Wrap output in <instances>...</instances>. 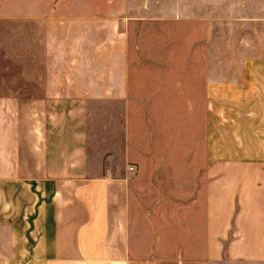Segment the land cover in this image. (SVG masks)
Returning <instances> with one entry per match:
<instances>
[{
	"label": "crops",
	"instance_id": "obj_1",
	"mask_svg": "<svg viewBox=\"0 0 264 264\" xmlns=\"http://www.w3.org/2000/svg\"><path fill=\"white\" fill-rule=\"evenodd\" d=\"M67 1L0 0V264H264V154L211 155L201 187L149 201L125 164L123 17ZM243 66L226 98L242 99L243 144L264 147V58ZM194 75L213 146L217 84Z\"/></svg>",
	"mask_w": 264,
	"mask_h": 264
},
{
	"label": "rangeland",
	"instance_id": "obj_2",
	"mask_svg": "<svg viewBox=\"0 0 264 264\" xmlns=\"http://www.w3.org/2000/svg\"><path fill=\"white\" fill-rule=\"evenodd\" d=\"M20 1L19 9L8 10L41 12L68 2ZM85 3L86 11L121 14L128 31L129 92L124 105L132 113L125 120L128 130L124 138L128 150L133 144L137 149L132 146L134 158H127L125 164L131 183L151 192L149 201L156 197L152 194L156 188L192 192L201 187L211 155L264 154L262 145L243 144L250 141V130L242 128V113L233 111L241 108L242 99L226 98L232 94L230 82L242 76L245 60L264 58V0ZM199 62L201 65H194ZM195 68L203 86L209 80L217 84L218 143L213 146L200 137L205 116L209 122L208 114L200 113L201 105L209 106L210 99L195 96L199 94L195 92ZM243 131L247 140L242 139Z\"/></svg>",
	"mask_w": 264,
	"mask_h": 264
}]
</instances>
